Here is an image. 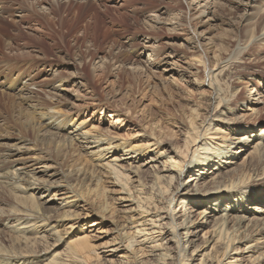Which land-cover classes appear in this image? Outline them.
Masks as SVG:
<instances>
[{
  "label": "bare ground",
  "instance_id": "1",
  "mask_svg": "<svg viewBox=\"0 0 264 264\" xmlns=\"http://www.w3.org/2000/svg\"><path fill=\"white\" fill-rule=\"evenodd\" d=\"M168 1L177 4L178 0ZM195 1L192 0L191 4L200 5L201 2ZM45 2L49 5L46 9L48 14L56 16L59 8L57 0H40L38 6L40 13L33 11L36 10L35 5L28 4L27 12L30 17L36 13L46 23H49L47 16L43 15L46 14L43 13ZM230 3L235 12L239 13L238 23L246 27L248 40L264 41V0L260 2L258 0H232ZM207 6L203 4L201 10L196 11L189 7V10L187 9L189 17L176 13L171 19L172 12H163L168 14L166 17L169 19H165L166 22L176 21L174 22L175 27L179 26L178 31L182 37H179L178 41L192 51L203 52L204 42L206 46H210L207 47L208 50L212 46L209 44L210 39L203 37L211 31L213 24L218 20L215 12ZM2 7L4 6L0 7V17L5 13ZM25 16V14H20L19 17L21 19ZM147 18L151 20L149 16ZM146 23L161 24V19H155L154 23L148 21ZM28 30L31 31L32 28ZM43 36L46 37L44 33ZM43 36L38 32L35 37L36 46L24 44L29 50V55L31 53L33 59L37 61L36 65L28 66L30 70L26 73L27 79L22 82L18 94L21 102L27 103V108L30 110L27 116L31 121L26 124V127L34 128L35 125H39L44 131L43 135L59 139L61 147L82 149L90 157L92 166L90 165L86 170L79 169L77 174H74L76 179L80 180L79 183H93L94 187H98L102 184L101 178L105 176L104 178L110 180L111 186L118 188L119 192L126 195L114 198L123 208L124 223L116 230L117 241L111 245L110 251L124 250L125 253L132 255L133 260L131 261H134V264H246L256 260L252 258V255L264 250V210H262L264 204V127L242 129L239 121L250 118L246 115L228 119L227 115L233 116L232 113L235 112L229 107L232 101L234 102L236 93L230 92L229 96L226 95L220 78L228 71L230 60H219L216 49L212 68L208 69L204 65V60L199 62L202 67H205L202 79L192 73L193 68L185 70V73L191 74L192 83L198 89L204 88L207 90L205 92L209 93L210 109L203 119L198 115V108L190 110L185 118L184 127L186 129L181 146H172L170 153L156 152L154 158H146L143 163H138L142 161V157L139 158L142 151H137V153L134 148L113 144V140L107 141V148H101L105 140L101 135L92 138L93 144H96L97 147H95L98 148L97 152H92L87 151L89 138L86 133L76 134V136H72L71 132L67 135L58 133L57 130L63 125L66 126L67 123L58 116L57 112V114L54 112V106L64 99V102H69L68 107L75 110L82 108L83 105L75 104L82 101L81 95L74 94L73 96L75 91L71 88L83 89L89 87V84L78 74L71 73L65 77L61 75L60 67L56 69L44 63L49 49L48 45L42 43ZM150 48L143 49L144 51L149 50L148 59L155 53V50ZM243 49L237 46V54L240 55ZM9 51H12L11 47ZM121 55L111 60L112 67L135 69L136 60L131 56ZM171 58L170 54L164 56L162 72L171 74L166 78L167 81L174 80L175 75L182 80L185 77L184 69L178 71L174 63L169 60ZM39 66L42 67L41 70L38 69ZM45 66L46 69H44ZM35 78L39 79L38 82L33 81ZM39 93L44 94V101L38 96ZM88 95H90L89 99L97 100L93 98V91ZM262 97L261 92L251 89V92L241 101H248V104L250 103L248 111H252L254 110L252 107L261 102L259 100ZM110 100L112 99H106L102 104L99 102L98 107L108 110L110 117L120 120L121 116L111 106ZM41 106L46 109L41 108V110ZM223 125H227V128L224 129ZM210 135L215 137L216 143L208 138ZM147 136L153 142L152 146L159 149L162 143L160 138L153 131ZM6 137H8V143H5L7 147L5 159L0 161V185L9 190L11 205L5 210L0 209V216L4 218V228L10 233V247L5 249L0 246V264H111L112 260L99 257L91 245V236H76L67 242L64 249L57 252V248L64 243V237L57 229L62 227L63 231L71 234L78 228L79 221L89 213L97 216L108 214L106 188L100 185L98 189L92 188L87 191L85 188L82 191L77 183L73 184L64 179L66 174L53 170V167L47 163H36L47 158L41 152L31 153L30 143L7 135ZM252 138H257L255 143L252 142ZM120 149H123L121 156L124 157H113L110 161L105 159L107 155L116 153ZM218 149L224 150V158L213 157L215 150L218 154L220 153ZM247 151L249 152L247 161L239 166L238 155ZM157 157L163 160L158 162ZM228 159L232 160L228 161ZM119 162H124L130 169H125L123 164H118ZM238 170L242 171L241 176L232 177ZM148 171L151 176L148 182L144 183L140 175ZM96 172L99 173L100 178L99 175L95 176ZM188 174H190L188 179L184 180ZM131 175L136 178L135 181H132ZM58 176L62 179L61 181L55 180ZM133 183H135L134 186ZM249 187L256 188L258 194L251 200H243L241 205L237 200H233L236 198L234 196L236 191L246 190ZM92 192L93 194L89 196ZM223 193L226 196H223ZM177 197H182L180 206L173 209L172 206ZM90 201L94 203L96 210L88 206ZM249 202H256V204L258 202L259 205L248 209ZM53 205L56 208L52 207ZM200 205H203V209L195 215V209ZM249 210L258 215L249 213ZM101 217L100 220H103ZM97 225L96 221L89 227ZM200 233H202L201 236H199ZM147 243H152L153 246L148 247L150 250L145 252L144 246ZM139 254L141 255L138 256ZM138 258L139 260L135 262ZM257 260V263L264 262V255Z\"/></svg>",
  "mask_w": 264,
  "mask_h": 264
},
{
  "label": "rangeland",
  "instance_id": "2",
  "mask_svg": "<svg viewBox=\"0 0 264 264\" xmlns=\"http://www.w3.org/2000/svg\"><path fill=\"white\" fill-rule=\"evenodd\" d=\"M57 1L59 2V8L56 16H51L46 11L49 8L48 2L43 5V13H46L43 15L47 16L46 19L49 22L46 23L36 13L30 17L27 12L29 10L27 9L28 4H33L36 7V10L33 11L40 13V7L38 8L40 0H0V7L4 6L2 9L5 12L0 17V161L5 159L4 155L7 148L5 143H8L7 135L30 143L31 153L41 152L47 158L36 163H47L53 167V170L66 174L64 179L73 184L77 183L78 188H81L82 191L85 188H87V191L92 188L98 189L100 185L105 187L108 214L104 213L97 216L89 213L79 221L78 228L73 230L71 234L63 231L62 227L57 229L59 234L64 237V243L57 248V252L64 249L67 242L76 236H91V245L97 251L99 257L112 260L111 264H134V261H131L133 260L132 255L125 253L124 250L110 251L111 245H114L117 241L116 230L124 223L123 208L119 206L118 201L114 198L126 195L119 192L118 188L111 186L109 184L110 180L104 178L105 176L101 178L102 184L98 187H94L93 183H79L80 180L76 179L77 177L74 174H77L79 169L86 170L93 164L90 157L82 149L75 150V148L61 147L59 139L43 135L44 131L39 125H35L34 128L26 127V124L31 121L27 116L30 110L27 108V103L21 102L18 94L22 82L27 79L26 73L30 70L28 66L36 65L37 61L33 59L31 53L29 55V50L25 46H36L35 37L38 32L42 36L44 33L46 37L43 36L42 43L48 45L49 49L44 63L54 66L56 69L60 67L61 75L65 77L71 73L78 74L85 78V82L89 84V87L83 89L69 87L72 91H75L73 96L74 94L76 96L81 95L82 101L80 100V103L75 104L83 105L82 108L75 110L70 106L68 107L69 102H64V99H61L62 102L58 103V106H54V112H57L58 116L67 123L66 126L63 125L62 128L57 130L60 135H67L70 132L73 133L72 136L86 133L89 138L87 151L92 152H97L98 149L96 144H93L92 138L101 135L103 136L102 139H105L101 144V148H107V141L113 140V144L134 148L136 152L142 151L139 155V158L142 157V161L138 163H143L146 158H154L156 152L170 153L172 146L182 145L186 129L184 127L185 118L192 108H198L200 118L205 117L206 112L211 107L210 102H208L209 93L207 94L205 92L207 90L204 88L198 89L192 83L191 74L185 73V70L193 68V70L191 69L192 73L197 78L202 79L204 77L203 68L205 67H202L199 62L204 60V65L208 69L212 68L214 65V50L216 49L219 60H230L228 71L220 78L221 83H223L222 88L228 96L230 92L236 93V98L229 107L235 112L232 113L233 116H230L231 114L227 115L228 119L246 115L250 118L239 121L242 129L264 127V41L248 40L246 27L241 25L240 22L238 23L239 13L235 12L230 3L232 0H196L195 2H201L200 5L197 3L191 4L192 0H178L177 4L168 0H164V3L163 0ZM258 1L260 2V0ZM203 4L211 7V11L215 12L218 21L212 23L214 26L210 29L211 31L203 37L210 39L211 48L208 50L207 47L210 46H206V42H204L203 52H196L188 49L185 44L178 41L179 37H182V34L178 31L179 26H176L178 29L175 27L174 22L176 21L166 22L165 19H169L166 17L168 14L166 15L163 12H172L171 19L176 13H180V16L189 17V7L195 11L201 10ZM20 14H25V18L21 17L20 19ZM158 18L161 19V24L146 23V21L154 23V20ZM29 28H32V30H28ZM33 30L37 33H34ZM25 43L26 45H24ZM237 46L244 48L240 55L237 54ZM10 47L12 51H9ZM149 47L153 51L155 50V53L154 56L148 59L149 50L144 51L143 49H149ZM119 54L134 58L136 60L135 69L127 70L128 67H112L111 60ZM167 54L172 56L169 60L174 63L178 71L184 69L185 77L182 80L176 75L173 76L174 80H166L167 77L171 76V74L162 72V60ZM41 68L39 66L38 69L41 70ZM46 68L45 66L44 69ZM38 80V78L33 79L35 82H38ZM251 89L261 92L263 97L259 100L261 102L252 107L254 110L248 111L250 103L241 100L251 92ZM91 91H93V98H97L98 101H94L92 98L89 99L90 95L88 94ZM38 96L41 97L42 101L45 100L44 94L39 93ZM83 97L89 100H85ZM109 98L112 99L110 100L111 106L119 112L117 114L121 116L120 120L110 117L108 110L98 107L99 102L102 104L104 100H109ZM41 108L46 109L44 106H41ZM257 110L259 111L257 112ZM226 126L223 125V128H227ZM152 131L162 141L159 149L152 146L153 142L147 136ZM208 138L212 139L213 143L217 142L212 135ZM256 140L257 138H252V142L255 143ZM122 150L107 155L105 159L110 161L113 157H124L121 156ZM218 151L219 154L215 150L213 157L221 156V158H224V150L218 149ZM247 154L249 155L248 151L238 155L237 163L239 166L247 161ZM157 160L160 162L163 159L159 160V157H157ZM231 160L228 159V161ZM118 164H123L125 169H130L124 162ZM155 164L158 166L157 163ZM241 174L242 171L238 170L232 177L237 178ZM96 175L98 176L99 173L96 172ZM189 175L185 176L184 180L188 179ZM150 176V171L140 175L144 183L148 182ZM131 177L132 181H135L136 178L133 175ZM55 180L61 181L62 179L58 176ZM80 185L82 186L80 187ZM134 185L135 183H133ZM1 186L0 209L5 210L10 207L11 201L9 190ZM92 194L93 192L89 196ZM257 194L256 188L249 187L246 190L236 191L234 193L236 198H233V200H237L241 205L243 200H251ZM222 195L226 196L224 193ZM181 199L182 197L175 198L173 209L180 206ZM89 203L88 206L96 210L94 203L92 204L91 201ZM256 205H259L258 202L257 204L256 202H249L247 208L252 209ZM55 208L54 210H57ZM263 208L264 204L262 210H264ZM201 209H203V205L195 209V215ZM79 212L82 213L80 210ZM249 213L257 214L250 210ZM100 217L103 220H100ZM96 221L98 225L90 228L89 226ZM3 223L4 218L0 216V246L8 249L10 247V233L4 228ZM164 242L162 244L165 247ZM151 246H153L152 243H147L144 246V251L148 252L150 250L148 247ZM261 255H264V250L254 253L252 258H256V260L246 264H264L261 261L257 263V259ZM137 260L139 258L135 262Z\"/></svg>",
  "mask_w": 264,
  "mask_h": 264
}]
</instances>
